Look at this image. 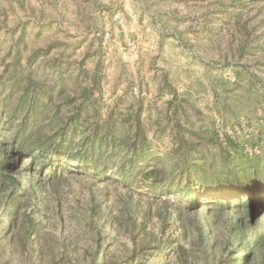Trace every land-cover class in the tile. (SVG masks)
Instances as JSON below:
<instances>
[{
  "label": "rangeland",
  "instance_id": "1",
  "mask_svg": "<svg viewBox=\"0 0 264 264\" xmlns=\"http://www.w3.org/2000/svg\"><path fill=\"white\" fill-rule=\"evenodd\" d=\"M0 118L68 154L0 172V264H264V213L188 196L264 178V0H0Z\"/></svg>",
  "mask_w": 264,
  "mask_h": 264
},
{
  "label": "trees",
  "instance_id": "2",
  "mask_svg": "<svg viewBox=\"0 0 264 264\" xmlns=\"http://www.w3.org/2000/svg\"><path fill=\"white\" fill-rule=\"evenodd\" d=\"M16 116H14V120ZM12 123L2 125L1 118H0V172L1 175L5 179H10L15 182L16 180L15 174H20V167H21V160L23 157H29L31 159V166L32 170L36 169L37 163V156L34 155L33 152L41 151L44 152L45 150H54L57 152L58 155H68L62 148L57 146V148H51L50 146H43L38 144V142L34 143V141L28 142L30 139L31 134H26V124H20L16 133L13 130ZM12 133L15 134L13 137H6L8 134ZM10 138V139H9ZM3 139V140H1ZM10 147V152H8V148ZM43 154V153H42ZM87 159H84L82 162V166H90L95 164L97 160L105 159L107 162H112L117 159L114 156L113 152L110 151L105 154L95 155L94 150L90 153L91 156H88L86 153ZM114 156V157H113ZM78 157V156H76ZM75 157V158H76ZM42 162V163H41ZM40 163L45 166L53 165L55 161H47L42 160ZM80 162V161H79ZM78 162V163H79ZM133 163V162H132ZM81 164V163H79ZM97 164V163H96ZM93 165L94 170L97 173L106 171L109 167H104L99 169L97 165ZM109 170H112L109 169ZM22 187V184L19 185ZM226 192V195H220L219 193ZM227 195H232L230 198ZM190 200L193 202L195 206L198 204L201 205H213L216 204L218 207L224 208V212L228 213L231 210V203L242 204L244 200H247L248 205L250 206V213H249V223L253 224V221L259 217L262 213H264V178L260 177L259 175H255L252 179V182L248 183L246 181H237L235 179L234 183H224L221 185H214L211 184L209 186L202 187L200 190H192L188 193ZM222 211V210H220ZM218 214V213H217ZM29 219L32 221V224L26 231L24 235V243L23 245L26 246L30 242V238L32 236V231L34 229V221L31 217ZM197 225L195 227L196 231H198V237L201 238L203 242L205 236L208 234V229L206 227V223L200 222L199 219L196 220ZM200 222V223H199ZM29 241V242H28ZM207 241V240H206ZM244 264H248L251 261V254H247L245 252L242 253ZM227 264H242L240 258H237L236 261L231 263L230 259H227ZM92 264H106L103 262L101 256L98 253L95 255Z\"/></svg>",
  "mask_w": 264,
  "mask_h": 264
}]
</instances>
